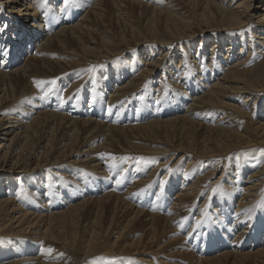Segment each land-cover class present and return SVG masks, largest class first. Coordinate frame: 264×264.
I'll return each mask as SVG.
<instances>
[{"label":"bare ground","instance_id":"1","mask_svg":"<svg viewBox=\"0 0 264 264\" xmlns=\"http://www.w3.org/2000/svg\"><path fill=\"white\" fill-rule=\"evenodd\" d=\"M234 1L0 0V264H264V154L205 174L264 150V0ZM190 11L224 35L177 56Z\"/></svg>","mask_w":264,"mask_h":264},{"label":"rangeland","instance_id":"2","mask_svg":"<svg viewBox=\"0 0 264 264\" xmlns=\"http://www.w3.org/2000/svg\"><path fill=\"white\" fill-rule=\"evenodd\" d=\"M136 1V0H135ZM138 1H142V2H145V0H138ZM155 1V0H154ZM183 1V0H181ZM239 1H243V0H235L234 3L236 2H239ZM153 3V2H152ZM185 6H187V8L189 9L190 6H193L192 3H190V1H188L187 4H185ZM260 6V5H259ZM191 15H189L187 17V21H189L190 23V27L189 29H187L185 31V33H182V34H177L175 35L174 39L175 41H171V39L169 40V45L168 46H175L177 48V56L180 54V50H182L183 48H186L187 46H189L191 44V42L195 39V42L196 41H201V39H204L207 41H210L211 38H217L219 35H224L223 32H217V31H214V30H210L211 28H214V24L213 23H205V22H202L199 20V18L197 17V15H195V13L193 11H190ZM128 13L131 14V16L127 17L126 19V22L127 23H131V29H133V33L132 36L134 38V42H140L142 43V41H144V45L146 46H143L142 48L138 45L137 48H141V49H151V46L150 43H147L145 41H151L153 39H150V38H153V36H161L163 37V31L161 30L160 28V25L158 23H151L150 20H148V17H147V13H145V11L143 9L140 8V10H138V8H129L128 9ZM212 24V25H211ZM124 25L121 24V26L118 28L119 30L118 31H121V28L123 27ZM186 29V28H185ZM157 31V32H156ZM161 34H159V33ZM225 32V31H224ZM246 32V31H245ZM243 32V33H245ZM228 34V33H227ZM234 34V33H233ZM232 34V35H233ZM240 34V33H238ZM181 35L185 36V37H182V38H177V37H180ZM246 35V34H245ZM160 37V38H161ZM166 38V37H165ZM177 39V40H176ZM179 40V41H178ZM205 42V43H206ZM174 43V44H173ZM211 46V45H209ZM179 47V48H178ZM134 48V47H133ZM136 48V49H137ZM182 48V49H181ZM34 49V48H33ZM124 49V46H121L120 48V51ZM209 50H211V48L209 47L208 48ZM179 50V51H178ZM135 52V51H134ZM211 53V51H209ZM210 55V54H209ZM261 61H264L263 60H260ZM259 62V63H260ZM178 61L175 63L177 64ZM256 63V64H255ZM255 63H253L255 66L257 65L258 61H255ZM261 66L263 67L264 66V62L261 64ZM261 66H257L256 70H259L258 73L261 72V69L260 67ZM255 71V70H254ZM254 73V72H253ZM100 75H98V73L95 74L94 78H98ZM52 79V78H51ZM54 80V78H53ZM68 86V85H67ZM152 90H154L153 88H151ZM67 90V89H66ZM65 90V91H66ZM152 93V92H151ZM61 94V90L60 89H55L54 90V95H55V99L53 100H50L48 101L49 104H53L55 102H58L59 101V98H60V95ZM261 96H263V94L261 93L260 94ZM133 103H137L136 101H134ZM58 106V109L60 110L61 113H65L67 108L68 107H72V106H66V105H63L62 103H59ZM65 111V112H64ZM73 111H75V113L83 119H91V118H94V119H101V120H104L107 115L106 113L104 114L103 111L101 110V114H95V113H91V112H84L82 111L81 109L79 108H74L73 107ZM84 114V115H83ZM131 117V116H130ZM133 117H131L132 119ZM131 122V121H130ZM263 150V149H262ZM260 148H257V147H252V148H249L246 150V152H240V151H236V152H230L228 153V155H221V157H213V159L211 160L213 163H214V166L213 168H206L205 170V174H207V171H215L217 172V175H214L216 177H221L222 173H223V168L225 164H228V165H231L232 163L233 164H237V163H241L245 158H247L250 154V153H258V152H262V154H264V150L262 151ZM248 155V156H247ZM160 156V154H158V157ZM177 158H179L180 156L176 155ZM185 156H187V158H191L193 156H196L194 154H191L190 152H188ZM230 156V157H229ZM253 156V155H252ZM162 157L165 159L167 158V160L170 159L169 156H167L166 154L165 155H162ZM186 158V159H187ZM188 159L185 160V163L188 162ZM224 159V160H223ZM227 159V160H226ZM217 161V162H216ZM238 161V162H237ZM168 161H166L167 163ZM198 162V161H196ZM216 163V164H215ZM215 167V168H214ZM214 169H218L217 171L214 170ZM209 173V175L211 176L212 178V175L213 173ZM215 174V173H214ZM208 175V174H207ZM208 176V177H210ZM244 179H245V176H243ZM211 178L207 179L209 184L211 182ZM215 180L212 179V181ZM208 184V183H207ZM209 216V215H208ZM192 219H194L193 217H190L189 221H187L184 226L187 228V232H189L191 229V226H192ZM216 220V223H221V220L215 218ZM199 235H204V236H207L206 234H210V235H214L215 234V230H214V226L212 225H208V224H203L201 223L200 226H199ZM215 236V235H214ZM210 237V236H208ZM211 238V237H210Z\"/></svg>","mask_w":264,"mask_h":264},{"label":"snow or ice","instance_id":"3","mask_svg":"<svg viewBox=\"0 0 264 264\" xmlns=\"http://www.w3.org/2000/svg\"><path fill=\"white\" fill-rule=\"evenodd\" d=\"M66 2H67V0H66ZM37 84L39 85V82H37ZM45 95H47V93ZM41 98H43V97H41ZM216 191H217L216 189H213V194H215ZM48 251H51V249H49Z\"/></svg>","mask_w":264,"mask_h":264}]
</instances>
